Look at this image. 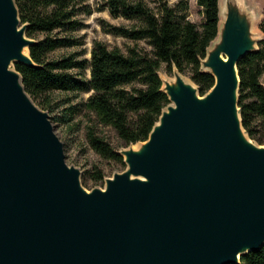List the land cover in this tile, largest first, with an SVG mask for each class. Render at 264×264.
I'll return each instance as SVG.
<instances>
[{"label": "water", "instance_id": "water-1", "mask_svg": "<svg viewBox=\"0 0 264 264\" xmlns=\"http://www.w3.org/2000/svg\"><path fill=\"white\" fill-rule=\"evenodd\" d=\"M222 13L202 61L214 86L161 76L171 102L149 138L89 190L15 67L37 65V40L0 0V264H233L264 246V144L243 125L238 67L263 38L250 5Z\"/></svg>", "mask_w": 264, "mask_h": 264}, {"label": "trees", "instance_id": "trees-1", "mask_svg": "<svg viewBox=\"0 0 264 264\" xmlns=\"http://www.w3.org/2000/svg\"><path fill=\"white\" fill-rule=\"evenodd\" d=\"M16 1L22 22L28 24L27 35L37 40L30 48L37 65L15 63L26 90L50 113L52 94L56 91L92 92L85 106L97 116V124L88 128L89 143L102 158L121 162L125 168L120 149L100 133L98 126L113 128L124 148L147 140L163 109L171 102L162 90L159 72L162 64H167L170 72L175 66L182 73L191 72L202 95L215 84L214 75L203 69L202 61L219 34V0H198L204 13L202 28L188 18L189 0H179L175 5L168 0H156L155 8L147 0H107L113 17L132 22L130 25L106 24L107 31L134 41L146 40L152 52L134 46L125 53L120 47L111 48L97 40L90 57L81 56L84 50L58 58H51L50 53L59 48L85 45L83 39L72 33L84 26L80 14L92 13L88 0ZM260 29L264 33V18ZM57 30L63 34H55ZM238 67L243 125L253 140L264 144V84L261 80L264 76V38L256 51L240 60ZM44 98L47 100L43 101ZM105 175L98 169L92 176L95 181H101ZM83 184L86 186L84 181ZM233 264H264V246L243 255L240 263Z\"/></svg>", "mask_w": 264, "mask_h": 264}, {"label": "rangeland", "instance_id": "rangeland-1", "mask_svg": "<svg viewBox=\"0 0 264 264\" xmlns=\"http://www.w3.org/2000/svg\"><path fill=\"white\" fill-rule=\"evenodd\" d=\"M152 7H157L156 0H147ZM172 5H175L179 0H168ZM220 10H224L226 0H219ZM252 14L257 22L255 27V35L258 38H264V33L260 29V22L264 18V0H250ZM92 7V13H81L80 18L84 26L74 31L72 34L80 37L85 41V45L72 48H59L50 53L51 58H58L70 52L83 53L81 56L90 57L95 41L101 40L107 43L111 48L120 47L125 53L134 46H139L142 51L151 53L153 48L146 40L134 41L130 38L119 36L108 32L105 25H130L132 22L123 17L115 18L111 15L107 0H88ZM157 9V8H156ZM189 19L196 22L200 28L204 22L203 7L199 5L198 0H189ZM221 16V12H220ZM223 17L221 18V20ZM55 34H63L61 31H56ZM42 36V35H41ZM218 38L211 43V47L215 44ZM160 75L166 79L175 77V71L170 72L167 64H162ZM89 74V71H88ZM186 78L192 81L191 72L182 73ZM264 84V76L262 77ZM92 92L84 93H66L56 91L52 94V111L53 123L56 127L57 134L64 141L66 146V156L69 164H74L81 168L83 181L86 187L91 190L96 187H105L107 177L114 176L117 172H122L126 168L121 162L104 159L97 154L91 147L87 133L90 125L97 124V116L91 112L85 102ZM43 100V99H42ZM44 98L43 101H46ZM98 129L101 134L105 135L111 143L118 149L124 148L122 141L117 132L111 128L99 125ZM98 169L102 170L106 175L101 181H95L93 173Z\"/></svg>", "mask_w": 264, "mask_h": 264}, {"label": "bare ground", "instance_id": "bare-ground-1", "mask_svg": "<svg viewBox=\"0 0 264 264\" xmlns=\"http://www.w3.org/2000/svg\"><path fill=\"white\" fill-rule=\"evenodd\" d=\"M250 0H239V2L241 3V4H248V5H250L249 2ZM224 11V10H223ZM222 10H221V18L223 17V12ZM253 15V14H252ZM252 18H253V21H254V28H253V30H255L256 28L255 27H257V22H255V17H254V15L252 16Z\"/></svg>", "mask_w": 264, "mask_h": 264}]
</instances>
